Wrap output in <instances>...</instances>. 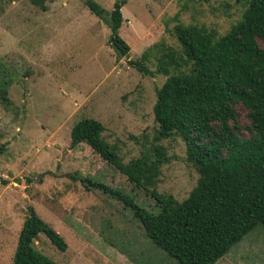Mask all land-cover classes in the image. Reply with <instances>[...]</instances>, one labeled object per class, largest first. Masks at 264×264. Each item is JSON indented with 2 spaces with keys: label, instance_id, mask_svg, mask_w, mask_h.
<instances>
[{
  "label": "rangeland",
  "instance_id": "374dc122",
  "mask_svg": "<svg viewBox=\"0 0 264 264\" xmlns=\"http://www.w3.org/2000/svg\"><path fill=\"white\" fill-rule=\"evenodd\" d=\"M86 1L44 0L43 10L32 0H0V60L7 80L14 79L12 105L0 102V264H13L30 208L68 245L61 252L45 234L35 241L56 264H179L147 236L131 208L83 183H102L158 211L145 191L87 144L73 149L71 132L82 119H95L125 163L139 157L157 131L154 106L167 80L160 60L174 55L172 74L194 70L181 28L222 37L242 20L250 0H124L120 34L131 52L123 59L110 43V28ZM93 1L111 12L123 0ZM138 61L155 77L131 64ZM238 114L244 119V108ZM160 143L171 162L162 168L158 192L182 202L199 175L182 139ZM217 264H264V225Z\"/></svg>",
  "mask_w": 264,
  "mask_h": 264
},
{
  "label": "trees",
  "instance_id": "16d2710c",
  "mask_svg": "<svg viewBox=\"0 0 264 264\" xmlns=\"http://www.w3.org/2000/svg\"><path fill=\"white\" fill-rule=\"evenodd\" d=\"M32 2L46 9L44 0ZM125 5L124 0L117 2L108 12L97 2L86 1L110 28V43L119 59L131 52L120 34ZM178 35L194 70L172 74L174 55L160 60L167 80L157 91L154 142L143 143L140 156L125 163L118 146L103 137V124L86 118L72 129V148L87 144L134 189L153 199L157 212L145 209L130 194L83 179L131 208L147 236L179 264H217L264 225V0H250L242 20L222 37L194 27L181 28ZM131 64L145 76L156 75L143 61ZM3 65L0 60V102L10 106L8 90L14 79L7 80ZM239 107L246 112L242 120ZM175 137L186 144V160L199 175L197 186L182 202L157 189L163 166L171 162L160 142ZM40 234L61 252L67 251L65 239L30 208L13 264H56L35 248Z\"/></svg>",
  "mask_w": 264,
  "mask_h": 264
},
{
  "label": "crops",
  "instance_id": "0c3cea01",
  "mask_svg": "<svg viewBox=\"0 0 264 264\" xmlns=\"http://www.w3.org/2000/svg\"><path fill=\"white\" fill-rule=\"evenodd\" d=\"M9 183H7V185H8Z\"/></svg>",
  "mask_w": 264,
  "mask_h": 264
}]
</instances>
